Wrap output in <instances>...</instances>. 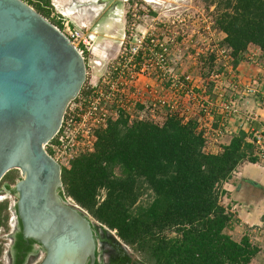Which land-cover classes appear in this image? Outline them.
Segmentation results:
<instances>
[{"label": "trees", "instance_id": "obj_1", "mask_svg": "<svg viewBox=\"0 0 264 264\" xmlns=\"http://www.w3.org/2000/svg\"><path fill=\"white\" fill-rule=\"evenodd\" d=\"M213 4L233 67L250 46L264 57V0ZM36 10L49 16L43 6ZM158 119L163 122L131 121L122 112L98 129L94 151L62 169L66 197L141 253L147 264H251L260 250L249 237L237 243L226 233L234 214L222 204L224 184L242 165L258 162L246 133L223 153L206 154L196 119L187 122L172 112ZM146 192L152 198L143 203ZM5 209L0 206V227ZM18 240L24 243L22 233Z\"/></svg>", "mask_w": 264, "mask_h": 264}, {"label": "water", "instance_id": "obj_2", "mask_svg": "<svg viewBox=\"0 0 264 264\" xmlns=\"http://www.w3.org/2000/svg\"><path fill=\"white\" fill-rule=\"evenodd\" d=\"M86 81V62L65 35L21 0H0V183L21 172L17 217L23 239L44 249L41 264L96 261L94 222L66 197L47 151Z\"/></svg>", "mask_w": 264, "mask_h": 264}, {"label": "rangeland", "instance_id": "obj_3", "mask_svg": "<svg viewBox=\"0 0 264 264\" xmlns=\"http://www.w3.org/2000/svg\"><path fill=\"white\" fill-rule=\"evenodd\" d=\"M21 1L37 13V6H43L49 16L40 15L61 30H65L67 24L73 30H83L90 46L95 47L94 55L88 54L89 62L91 61V65L88 66L90 76L88 75L82 90V97L86 93L85 89L88 87L89 80L91 81L93 78L91 75L93 74L96 79H99L101 77L100 71L104 72L105 69L102 67L107 64L105 56L110 52L113 57L116 56L121 46H124L122 44L128 42V37L126 38L125 35L128 36L129 32L132 31L137 40L142 39L144 41L146 37L145 46L142 48L141 53L148 52L146 50L151 48L153 40L154 42L157 40L162 41L169 48V59L173 69L182 76H189L196 85V92L208 97L212 104L219 107L223 102L222 97H220V86L217 85L220 79L217 77L223 75L226 71V68L224 69L222 66L229 65L233 59L225 45L226 37L217 27L218 10L217 5L213 4L214 0H153L154 3H152V0L151 2L150 0H115L113 2L115 5L112 7L103 3L105 6L103 13L93 12L89 4L79 0H49L50 4L47 7V0ZM71 2L73 4L69 6ZM71 6H75L76 9L69 8ZM150 38L152 41H149ZM133 44H135V41ZM143 54L134 59V65H138V68L135 69L136 76H139L138 80L130 85V89H124V95H129L134 102H138L140 105L150 106L157 99L163 97L171 105L178 106L175 110L170 108L158 109L153 113H159V115H155L158 117H164L168 112H173L179 113L180 117H183L187 122L190 119H199L198 116L201 115L203 102H197L187 97L181 89L174 87L168 79L158 78L157 71H151V75L148 72L142 73L141 68L144 61L141 59L144 56ZM177 60L179 65L175 62ZM95 62L101 63L103 66L100 65V67ZM140 63L142 65L139 66ZM230 66L232 67L231 64ZM229 86L224 91L226 94L224 100L226 101H229L232 95L230 92L231 94L226 98ZM103 89L108 90L107 85H104ZM203 90L206 93H203ZM216 91L217 93H215ZM218 95L219 100L214 103L212 100H214L213 98L217 100ZM70 107L73 109H68V116L73 114L77 103H73ZM83 108L86 109L85 106ZM214 110L223 115L220 107H214ZM149 111H147V114ZM130 113H133L136 118L140 117L141 113L144 116L140 107L136 110L131 109ZM150 118L158 123L163 122V120H156L151 116ZM233 118L242 119L243 115ZM203 123L205 122L203 121ZM9 176L11 177L4 178L0 183V206H6L3 214V216H6V220L0 227V264L11 262L13 237L19 232L16 211L18 196L13 191L17 182L22 180V174L20 171H12ZM103 198L104 196H102ZM151 198V192H146L141 198V202H150ZM225 203L229 204L227 200H225ZM90 219L95 225L101 226L93 217L90 216ZM262 226V230L255 232H253V228L256 226L251 225L239 226L236 231H233V234L230 233V230L226 232L237 243L241 242L244 237H249L251 244L259 248L260 252L251 264H264V224ZM114 234L116 235L115 232ZM122 244L127 247L123 242ZM129 253L136 262L147 264L143 255L134 248L129 247ZM44 258L45 252L39 251L35 256H29L26 264H41Z\"/></svg>", "mask_w": 264, "mask_h": 264}, {"label": "built area", "instance_id": "obj_4", "mask_svg": "<svg viewBox=\"0 0 264 264\" xmlns=\"http://www.w3.org/2000/svg\"><path fill=\"white\" fill-rule=\"evenodd\" d=\"M56 27V26H55ZM63 35H65L70 43L78 50L80 55L84 58L87 65V77L90 74L88 71V66L91 65L89 62L88 54H93L95 47L90 46L87 40V36L84 35L81 29H71L69 24L66 25L65 30H61L56 27ZM125 37H128L127 44H122L120 50L116 56H112L110 52L105 57L107 58V64L104 67L101 63L97 65L103 66L104 72L100 71L101 77L96 79L94 75L86 90V93L82 97V92L79 97L70 103L68 106L61 130L59 131L56 138L49 143L47 146V151L50 156L60 164L61 168H70L72 161L82 154L94 151V145L97 141L96 131L102 127H106L110 120H114L119 117L123 112L130 118L131 121L134 120H152L158 119L159 113H155L160 108H170L175 110L178 106H173L168 103L165 98L161 97L155 101L154 104L148 106L146 104L140 105L138 102H134L133 98L129 95H124V89H130V85L134 84L138 80V75L136 76L135 69L138 65H134V59L139 58L142 55V48L145 46L146 37L144 41L142 39L137 40L132 31L129 32ZM135 41V44L133 42ZM149 41H152L151 38ZM147 48L149 50L147 53L143 54V65L141 72H148L151 75V71H157L158 78L168 79L173 83L174 87L181 89L187 97L194 99L195 101H202V111L198 121L200 126V131L203 132L206 145L204 152L206 154H211V144L212 141H218L224 136L223 130L215 129L210 122V126L205 127L203 123L204 118L213 117L214 107L221 109L224 116L227 117H237L245 116L241 119L243 122V130L247 135V140L250 144L254 146L255 157L258 158L257 164L264 167V124L261 130L255 131L251 125L252 122L257 120V116L253 113L251 102L256 100V103L260 104L259 98H263L264 105V90L259 87V84L252 83L248 85H243L239 80L234 77L232 82H230L229 91L232 93L233 97L226 101L225 92H220V97H222L223 102L220 106L212 104L208 97H204L202 94L197 93L196 85L191 80L189 76H182L179 72L173 69L172 63H170V51L168 46H166L162 41L157 40ZM134 45V46H133ZM229 49V48H228ZM229 52L232 51L229 49ZM225 53V52H223ZM110 56V57H109ZM179 65V61H175ZM174 64V63H173ZM100 66V67H101ZM228 68H230L228 66ZM234 75V74H232ZM90 76V75H89ZM221 79V76L217 77ZM107 85L108 90H104L103 86ZM203 93H206L203 90ZM77 103L73 114L68 116V109H73L72 104ZM173 104L175 102H172ZM86 107L84 109L83 107ZM74 107V106H73ZM141 108L142 113L140 117L136 118L133 113L131 114V109L136 110ZM149 113L147 114V111ZM173 113V112H172ZM67 116V118H66ZM195 119V118H194ZM203 127V128H202ZM237 171L233 174V179L236 176Z\"/></svg>", "mask_w": 264, "mask_h": 264}, {"label": "crops", "instance_id": "obj_5", "mask_svg": "<svg viewBox=\"0 0 264 264\" xmlns=\"http://www.w3.org/2000/svg\"><path fill=\"white\" fill-rule=\"evenodd\" d=\"M224 36L226 37L225 34ZM232 63L230 62L231 65ZM230 64H223L224 66H222L224 69L226 68V71L223 75H220L221 79L217 84L220 86V92L226 90V87L232 82L234 77L239 80L242 87L243 85H248L252 82L254 84H259V87L264 90V57L260 48L250 46L248 51L244 54L242 61H240L236 68H234L233 65L231 67ZM228 66L230 67V70H228ZM215 93H217V91ZM227 93L226 98L231 94L230 91ZM218 97L219 95L217 96V100H215L216 98H213L214 100L212 101L215 103L219 100ZM232 97L233 95H231V98ZM259 101H261L260 104H257L256 100H253V103L251 102L253 113L257 116V120L251 123L253 130L255 131L261 130L264 124L263 98H259ZM198 117H200V115ZM243 117L245 118V116ZM160 119H163V117L160 116ZM203 121L206 123L205 128L210 126L209 122H211L215 129L224 131V136L220 140L212 141L210 153L213 155L223 153L224 148L229 146L236 136L242 131L245 132L242 128L243 122L240 118L234 119L226 117L215 110L212 119L207 117L204 118ZM222 190L224 192L222 204L234 214V220L229 229L231 234H233V231H236L239 226H256L253 228V232L263 229L264 167L252 163L242 165L237 171L234 179L232 178V180L225 183ZM225 200H227L229 204H226Z\"/></svg>", "mask_w": 264, "mask_h": 264}, {"label": "flooded vegetation", "instance_id": "obj_6", "mask_svg": "<svg viewBox=\"0 0 264 264\" xmlns=\"http://www.w3.org/2000/svg\"><path fill=\"white\" fill-rule=\"evenodd\" d=\"M115 5V3L101 1V4ZM15 194V190L13 191ZM19 232L15 235L14 244L11 252V262L9 264H26L29 256H35L39 251H44L42 246L36 244L31 240H24V243L19 244L18 234L21 233V223L18 220ZM93 232L96 240V261L94 264H140L133 260L129 253V247H125L121 240L112 231H108L106 228L93 225ZM19 245V247L17 246ZM90 264V263H88Z\"/></svg>", "mask_w": 264, "mask_h": 264}, {"label": "bare ground", "instance_id": "obj_7", "mask_svg": "<svg viewBox=\"0 0 264 264\" xmlns=\"http://www.w3.org/2000/svg\"><path fill=\"white\" fill-rule=\"evenodd\" d=\"M65 1V0H64ZM85 4H89V6L91 7L92 11L95 12V13H103L104 10H105V6L103 4H101V1L103 0H79ZM106 2L110 1V0H105ZM126 1V0H125ZM151 2V0H150ZM74 3V1H73ZM72 2L69 3V6L70 4H73ZM152 3H154V1L152 0ZM69 8H72L73 10L76 9L75 6H71ZM62 9V8H61ZM64 9V8H63ZM78 12V11H77ZM65 16H67V14H65ZM119 17V16H118ZM116 18V17H115ZM118 22V21H117Z\"/></svg>", "mask_w": 264, "mask_h": 264}]
</instances>
